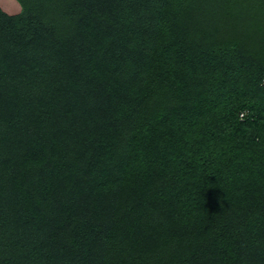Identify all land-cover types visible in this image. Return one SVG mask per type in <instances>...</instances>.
I'll list each match as a JSON object with an SVG mask.
<instances>
[{
	"label": "trees",
	"instance_id": "16d2710c",
	"mask_svg": "<svg viewBox=\"0 0 264 264\" xmlns=\"http://www.w3.org/2000/svg\"><path fill=\"white\" fill-rule=\"evenodd\" d=\"M0 7V264H264V0Z\"/></svg>",
	"mask_w": 264,
	"mask_h": 264
},
{
	"label": "rangeland",
	"instance_id": "374dc122",
	"mask_svg": "<svg viewBox=\"0 0 264 264\" xmlns=\"http://www.w3.org/2000/svg\"><path fill=\"white\" fill-rule=\"evenodd\" d=\"M0 7L8 13H16L19 10L16 0H0Z\"/></svg>",
	"mask_w": 264,
	"mask_h": 264
}]
</instances>
